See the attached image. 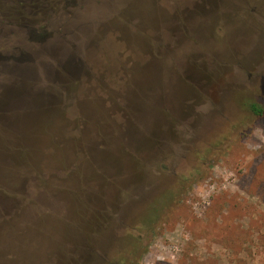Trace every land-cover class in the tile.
I'll return each instance as SVG.
<instances>
[{"label":"rangeland","instance_id":"1","mask_svg":"<svg viewBox=\"0 0 264 264\" xmlns=\"http://www.w3.org/2000/svg\"><path fill=\"white\" fill-rule=\"evenodd\" d=\"M40 3L0 0V262L264 264V0Z\"/></svg>","mask_w":264,"mask_h":264},{"label":"trees","instance_id":"2","mask_svg":"<svg viewBox=\"0 0 264 264\" xmlns=\"http://www.w3.org/2000/svg\"><path fill=\"white\" fill-rule=\"evenodd\" d=\"M249 106H250L249 108H250L251 112L254 115H256V116H262L263 115L264 110H263V107L260 104L251 103ZM221 135L222 134L217 135L218 137L215 140H210L208 142V145H211V146L212 145H218L217 144V140H223L224 139V137H222ZM218 150H220V148H218ZM207 152L211 153L210 147L207 149ZM214 153H216V151ZM185 182H187L185 179L178 178L176 180V182H174V183L172 182L171 184H169L170 185L169 190L166 193L162 194V196H161V199H164V200L165 199H169V202L165 203L163 205H160L159 213L157 215V218H159V216H162L161 214L165 211V210L163 211L164 208L165 209L169 208V206L173 202L178 200V198L180 197L182 191L184 190V188L186 186ZM147 200L149 201L150 199H147ZM0 243H5L6 252L10 253V247H11L10 246V244H11L10 239H8V240H6V239L0 240ZM138 244H139V239L136 238V239L133 240V242H130V245L128 246L129 249H128V247L120 249V250H122V253L120 252L119 258L110 257L109 259H113L112 263H114V264H116V263L119 264L120 262L123 263L124 261H125V264H130L132 262V260H134V257H135V256H132L130 254L135 251V249H136ZM2 254L7 255L5 252H0V255H2ZM0 264H12V256H10L5 263H2V261H1ZM98 264H102V262H100Z\"/></svg>","mask_w":264,"mask_h":264},{"label":"flooded vegetation","instance_id":"3","mask_svg":"<svg viewBox=\"0 0 264 264\" xmlns=\"http://www.w3.org/2000/svg\"><path fill=\"white\" fill-rule=\"evenodd\" d=\"M32 1H34V2H36V4H35V6L37 7V6H41L42 5V3H40V0H22V2H25V5H22V8H24L25 6H28L29 5V3H31ZM14 9V10H13ZM8 10L9 11H16L15 10V7L13 6V7H10L9 6V8H8Z\"/></svg>","mask_w":264,"mask_h":264}]
</instances>
